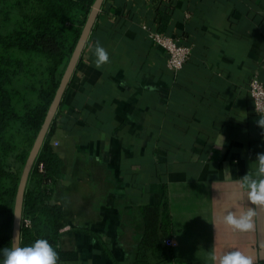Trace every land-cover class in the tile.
I'll use <instances>...</instances> for the list:
<instances>
[{"label":"crops","instance_id":"0c3cea01","mask_svg":"<svg viewBox=\"0 0 264 264\" xmlns=\"http://www.w3.org/2000/svg\"><path fill=\"white\" fill-rule=\"evenodd\" d=\"M147 29L192 46L178 79ZM83 47L51 139L62 263L218 264L238 250L264 264V206L253 230L224 221L250 206L242 177L264 153L248 92L255 71L264 81V0H103Z\"/></svg>","mask_w":264,"mask_h":264},{"label":"trees","instance_id":"16d2710c","mask_svg":"<svg viewBox=\"0 0 264 264\" xmlns=\"http://www.w3.org/2000/svg\"><path fill=\"white\" fill-rule=\"evenodd\" d=\"M95 0H0V248L12 238L14 198L18 178L6 166L5 159L14 151L8 134L16 124L33 145L58 89L65 63L76 49ZM27 58L40 57L45 66L47 82L37 92L35 104L26 103L22 110L15 106L13 78L27 69L23 58L8 56L14 51ZM250 100V99H249ZM37 155L30 181L37 186L27 190L23 201L21 246L37 239L49 241L58 253V264L65 260L60 236L65 228V207L52 202L55 187L64 176L65 165L60 153L51 144L57 126V115ZM262 130V128L260 127ZM263 132V130H262ZM154 234V232H153ZM2 258V256H0Z\"/></svg>","mask_w":264,"mask_h":264},{"label":"clouds","instance_id":"9594fccd","mask_svg":"<svg viewBox=\"0 0 264 264\" xmlns=\"http://www.w3.org/2000/svg\"><path fill=\"white\" fill-rule=\"evenodd\" d=\"M95 64L99 68L109 61L107 50L96 42ZM258 124L264 128V116H260ZM219 146V145H217ZM258 166L253 176L250 172L243 178L250 206L246 211H228L224 221L240 231L253 230L256 206H264V153L258 155ZM20 234L10 241L8 246L0 248V264H58V253L47 239L40 238L34 242L18 246ZM217 260L216 256L212 257ZM218 264H253V258L242 252L229 251L219 257Z\"/></svg>","mask_w":264,"mask_h":264},{"label":"rangeland","instance_id":"374dc122","mask_svg":"<svg viewBox=\"0 0 264 264\" xmlns=\"http://www.w3.org/2000/svg\"><path fill=\"white\" fill-rule=\"evenodd\" d=\"M1 51L2 49H0L1 54L5 53L4 51L3 52ZM7 55L12 56L13 58L15 57L23 58L26 60L27 65H28L26 67L27 69L16 73L15 77L13 78V85H12L14 90L18 92V94L15 95V99H14L15 106L18 107V109L22 110L23 108L22 106L26 103L35 104V102L37 101L38 90H40V88H42V86L46 84L48 76L46 74L45 66H47V62L43 58H40V57L27 58L22 53L16 50L12 53L10 52L7 53ZM72 56L73 54L71 55L70 58L66 60V63L64 66L65 69L62 71V76L65 73ZM8 136H9V139L12 140L13 146L15 149L5 159V163H6V166L8 167L9 172L13 174L14 177L18 178V183H19L20 177L25 168L24 165L29 157V154L33 148V145L32 143L31 145L28 144L27 136L25 135V133H23V131L20 129V127L17 124L13 126V129L10 131ZM36 159H37V156H36ZM36 159L34 160V163L36 162ZM31 174L27 180V184H26L27 186L25 189V193L27 192L28 189L33 188L37 184L36 178H35V185H34V181L33 182L30 181Z\"/></svg>","mask_w":264,"mask_h":264},{"label":"water","instance_id":"95a60500","mask_svg":"<svg viewBox=\"0 0 264 264\" xmlns=\"http://www.w3.org/2000/svg\"><path fill=\"white\" fill-rule=\"evenodd\" d=\"M103 0H95L93 5H92V10L91 13L88 17V20L85 24V28L83 30V33L76 45V49L73 53V56L67 66V69L65 71V73L63 74L59 85H58V89L54 95L53 101L50 104V108L47 112V115L43 121L42 124V128L40 129L36 140L33 144V148L29 154V157L25 163V168L22 172V175L20 177L19 183H18V190H17V194H16V198H15V210H14V215H13V232H12V238L11 241L17 236V234H20V238L17 242L18 246H21L20 244V240H21V219H22V209H23V200H24V195H25V189H26V184H27V180L33 170V163L34 160L36 159L37 154L39 153L40 149H41V145L47 135V133L49 132L50 128L52 127V123L55 120L57 111L59 109V105L61 103L62 97L68 87V83L70 81V78L73 74V71L75 70V66L77 65L80 56H81V52L83 50V46L92 30V24L98 14V11L100 9V5L102 3Z\"/></svg>","mask_w":264,"mask_h":264},{"label":"built area","instance_id":"2783aa9c","mask_svg":"<svg viewBox=\"0 0 264 264\" xmlns=\"http://www.w3.org/2000/svg\"><path fill=\"white\" fill-rule=\"evenodd\" d=\"M147 33L150 41L163 47L167 55V68L178 79L179 74L183 71L193 55L192 46L183 44L181 40L172 35L160 34L153 29H147ZM248 92L249 99L253 103L254 112L259 118L260 116H264V81L261 80L258 71H255L250 77ZM262 130L264 131V128ZM21 222L28 226L31 225L29 218L22 217Z\"/></svg>","mask_w":264,"mask_h":264}]
</instances>
